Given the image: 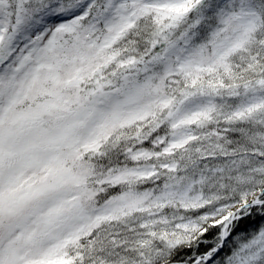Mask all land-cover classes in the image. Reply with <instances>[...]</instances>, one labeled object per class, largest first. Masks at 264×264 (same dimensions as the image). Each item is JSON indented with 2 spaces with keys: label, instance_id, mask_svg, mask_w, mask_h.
I'll return each instance as SVG.
<instances>
[{
  "label": "snow or ice",
  "instance_id": "1",
  "mask_svg": "<svg viewBox=\"0 0 264 264\" xmlns=\"http://www.w3.org/2000/svg\"><path fill=\"white\" fill-rule=\"evenodd\" d=\"M0 264H264V0H0Z\"/></svg>",
  "mask_w": 264,
  "mask_h": 264
}]
</instances>
